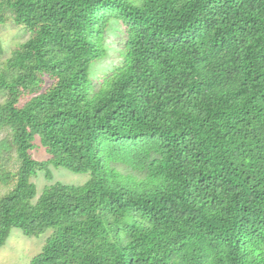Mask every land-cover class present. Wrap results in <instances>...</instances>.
Masks as SVG:
<instances>
[{
    "label": "trees",
    "instance_id": "16d2710c",
    "mask_svg": "<svg viewBox=\"0 0 264 264\" xmlns=\"http://www.w3.org/2000/svg\"><path fill=\"white\" fill-rule=\"evenodd\" d=\"M4 12L29 36L0 73V153L18 159L0 173L13 183L0 246L17 227L51 230L30 264H264V0H0ZM114 23L120 62L89 89ZM49 165L90 177L36 197Z\"/></svg>",
    "mask_w": 264,
    "mask_h": 264
},
{
    "label": "rangeland",
    "instance_id": "374dc122",
    "mask_svg": "<svg viewBox=\"0 0 264 264\" xmlns=\"http://www.w3.org/2000/svg\"><path fill=\"white\" fill-rule=\"evenodd\" d=\"M5 20L0 23V39L3 51L0 53V73L6 67L7 59L12 55L13 50L17 49L29 36L27 29L23 25H18L13 21L11 15L4 12ZM123 25L114 23L108 30L106 36L105 55L92 61L88 71L89 89L96 86L100 78L108 73L116 64L120 62L118 54L119 43L124 37ZM4 96L0 99L3 100ZM9 139L8 130L0 128V141ZM33 158L42 161L49 157L45 148L41 145L39 138L35 139L34 149L31 151ZM0 173H14L18 166V159L15 152L0 153ZM50 175H46L45 170H38L31 178L37 189L36 197L44 190L45 187L54 182L64 184L81 185L89 177V172L76 173L64 167L49 165ZM121 172L126 173L125 169L120 167ZM13 183L6 185L0 181V196L7 192ZM51 230H45L40 234L26 235L19 228L14 227L10 231L6 242L0 246V264H30L31 258L39 253L46 242Z\"/></svg>",
    "mask_w": 264,
    "mask_h": 264
}]
</instances>
